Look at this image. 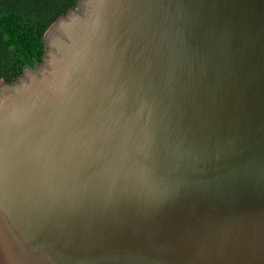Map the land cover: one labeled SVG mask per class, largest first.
I'll return each instance as SVG.
<instances>
[{
  "label": "water",
  "instance_id": "water-1",
  "mask_svg": "<svg viewBox=\"0 0 264 264\" xmlns=\"http://www.w3.org/2000/svg\"><path fill=\"white\" fill-rule=\"evenodd\" d=\"M0 264H264V0H83L0 90Z\"/></svg>",
  "mask_w": 264,
  "mask_h": 264
},
{
  "label": "trees",
  "instance_id": "trees-1",
  "mask_svg": "<svg viewBox=\"0 0 264 264\" xmlns=\"http://www.w3.org/2000/svg\"><path fill=\"white\" fill-rule=\"evenodd\" d=\"M83 0H0V90L44 68L56 27Z\"/></svg>",
  "mask_w": 264,
  "mask_h": 264
}]
</instances>
